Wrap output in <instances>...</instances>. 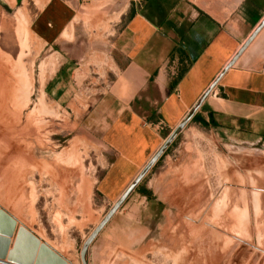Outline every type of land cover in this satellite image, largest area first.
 <instances>
[{
    "label": "rangeland",
    "instance_id": "rangeland-1",
    "mask_svg": "<svg viewBox=\"0 0 264 264\" xmlns=\"http://www.w3.org/2000/svg\"><path fill=\"white\" fill-rule=\"evenodd\" d=\"M43 3L0 0V210L68 264H82L83 245L134 177H109L112 154L82 129L103 81L73 80L71 71L56 79V64L45 61ZM120 3L81 1L89 18L77 40L106 41L116 31L106 9ZM189 128L173 152L196 135ZM225 141L202 145L208 193L165 192L174 206L150 211L134 191L91 244L87 264H264V143Z\"/></svg>",
    "mask_w": 264,
    "mask_h": 264
},
{
    "label": "crops",
    "instance_id": "crops-1",
    "mask_svg": "<svg viewBox=\"0 0 264 264\" xmlns=\"http://www.w3.org/2000/svg\"><path fill=\"white\" fill-rule=\"evenodd\" d=\"M81 1L40 0L38 31L51 52L45 61L57 66L56 79H68L71 71L73 80L103 81L82 129L112 154L109 177L134 181L188 117L186 128L196 134L173 152L180 133L155 164L144 184L153 199L140 194L143 210L174 206L165 192L208 193L205 142L264 143V29L202 101L264 18V0H87L122 3L106 9L116 29L106 41L79 42L76 28H85L89 18ZM130 2L134 16L121 26ZM18 232L17 224L16 239Z\"/></svg>",
    "mask_w": 264,
    "mask_h": 264
},
{
    "label": "water",
    "instance_id": "water-1",
    "mask_svg": "<svg viewBox=\"0 0 264 264\" xmlns=\"http://www.w3.org/2000/svg\"><path fill=\"white\" fill-rule=\"evenodd\" d=\"M264 29V18L252 32V34L247 38L238 52L233 56L230 62L226 65L223 72L218 76V78L212 83V85L205 92L202 101H204L211 92L215 89L219 83L222 76L234 66L240 56L245 52V50L250 46V44L255 40L259 33ZM190 121V117L183 120L175 129V131L165 140L164 144L158 150V152L153 156L146 167L138 174L135 180L129 185L126 191L122 194L119 200L116 202L114 207L108 212L104 220L100 225L94 230L89 239L83 245L81 251V262L82 264H87V253L105 226L113 218V216L118 212L121 206L129 198V196L135 191L138 185L143 181L149 171L155 166L162 155L165 153L167 148L175 141L178 135L186 128ZM16 229L15 220L6 214L4 211L0 210V259H4L7 256V248L9 246V238L13 235ZM8 264H67V262L54 251H52L47 245L40 244V242L30 234L26 229L21 228L18 232V237L15 242L14 249L8 255Z\"/></svg>",
    "mask_w": 264,
    "mask_h": 264
},
{
    "label": "trees",
    "instance_id": "trees-1",
    "mask_svg": "<svg viewBox=\"0 0 264 264\" xmlns=\"http://www.w3.org/2000/svg\"><path fill=\"white\" fill-rule=\"evenodd\" d=\"M134 16V11H131L130 14H129V18L128 20H131ZM197 121L201 122L203 126H206V124L203 122V121H200V119H197ZM135 191L145 197H147L148 200H152L153 199V196H152V193L145 189L144 187H142L141 185H138V187L135 189Z\"/></svg>",
    "mask_w": 264,
    "mask_h": 264
},
{
    "label": "bare ground",
    "instance_id": "bare-ground-1",
    "mask_svg": "<svg viewBox=\"0 0 264 264\" xmlns=\"http://www.w3.org/2000/svg\"><path fill=\"white\" fill-rule=\"evenodd\" d=\"M50 61H51V60H50ZM50 61H49V62H50ZM3 62H4V61H3ZM52 62H53V60H52ZM50 64H51V62H50ZM54 67H55V66H54ZM10 68H11V67H10ZM3 70H4V69H3ZM12 72H13V71H12ZM2 83H3V82H2ZM28 89H29V88H28ZM4 106H5V105H4ZM58 157H59V156H58ZM29 162H30V161H29ZM149 162H150V161H149ZM30 164H32V163L30 162ZM217 207H218V206H217ZM210 210H211V209H210ZM206 214H207V213H206ZM227 214H228V213H227ZM215 220H216V219H215ZM225 221H226V220H225ZM99 225H100V224H99ZM210 225H211V224H210ZM16 226H17V225H16ZM208 230H209V229H208ZM93 232H94V231H93ZM90 236H91V235H90ZM15 239H16V235H13L12 237L10 236L9 241H10V240H11V241L9 242V245H10V246H8L9 249H10L11 245L13 244V246H12V250H13L14 243H15ZM88 239H89V238H88ZM88 239H87V240H88ZM85 243H86V242H85ZM226 250H227V249H226ZM8 254H9V253L7 252V256H6V257H8ZM214 254H215V253H214ZM80 255H81V254H80ZM3 260H5V258H4V259H0V263H1V264H4ZM67 262H68V261H67ZM67 264H68V263H67ZM69 264H72V263L69 262Z\"/></svg>",
    "mask_w": 264,
    "mask_h": 264
}]
</instances>
